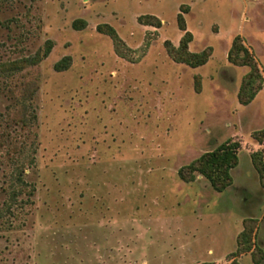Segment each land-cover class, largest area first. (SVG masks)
I'll use <instances>...</instances> for the list:
<instances>
[{
  "label": "rangeland",
  "instance_id": "obj_1",
  "mask_svg": "<svg viewBox=\"0 0 264 264\" xmlns=\"http://www.w3.org/2000/svg\"><path fill=\"white\" fill-rule=\"evenodd\" d=\"M228 139L227 188L179 177ZM201 262L264 264V0H0V264Z\"/></svg>",
  "mask_w": 264,
  "mask_h": 264
},
{
  "label": "trees",
  "instance_id": "obj_2",
  "mask_svg": "<svg viewBox=\"0 0 264 264\" xmlns=\"http://www.w3.org/2000/svg\"><path fill=\"white\" fill-rule=\"evenodd\" d=\"M155 18V17H154ZM178 25L181 30H184V21L181 15L177 16ZM156 26H160V21L155 18ZM75 29H82L85 27V21L76 20L73 22ZM105 28V29H102ZM98 31L108 34L113 42L115 49L119 52L123 45L122 41L116 34L115 30L108 25H99ZM103 30V31H102ZM192 40V35L189 31H185L179 41L177 47L166 41L167 51L174 61L185 63L191 67H197L206 62L209 53L202 51L200 53H190L187 49L188 43ZM51 42H46V48L43 56L46 57L51 50ZM121 52V51H120ZM68 58L64 57L54 64L56 71H62L68 67ZM228 60L240 66H247L248 73L244 76L241 90L246 89L249 93L248 98L242 103L250 101L255 93L261 88L262 77L259 69L255 63L252 54L248 51L246 46L241 41L240 37H235L232 41L231 47L228 51ZM15 65H13L14 67ZM242 90V92H243ZM239 143L230 139L219 144L215 149L201 154L197 159L187 166L190 170L189 176L183 174V169L178 171L179 177L186 182L195 180V174L201 175L216 192H221L231 184V171L238 162ZM244 231L241 236L244 237ZM247 242V238L245 239ZM246 246L243 250H247ZM242 250V249H241ZM198 264H213L212 262H201Z\"/></svg>",
  "mask_w": 264,
  "mask_h": 264
}]
</instances>
